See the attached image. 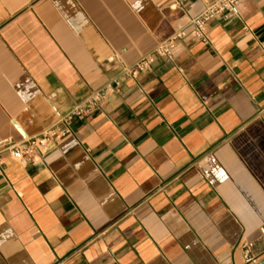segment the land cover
Here are the masks:
<instances>
[{
  "label": "crops",
  "instance_id": "1",
  "mask_svg": "<svg viewBox=\"0 0 264 264\" xmlns=\"http://www.w3.org/2000/svg\"><path fill=\"white\" fill-rule=\"evenodd\" d=\"M173 3L0 0V264H247V243L264 263V0L208 44L190 37L201 0ZM106 87L59 143L13 157Z\"/></svg>",
  "mask_w": 264,
  "mask_h": 264
},
{
  "label": "built area",
  "instance_id": "2",
  "mask_svg": "<svg viewBox=\"0 0 264 264\" xmlns=\"http://www.w3.org/2000/svg\"><path fill=\"white\" fill-rule=\"evenodd\" d=\"M187 0H174L172 7H182ZM242 0H201L203 3L202 12L189 18V24L192 26L191 39L209 43L208 30L213 20L228 19L238 14V9ZM187 38L183 31H179L169 40L162 43L153 54L143 58L134 67L126 71V76L135 78L139 74L147 71L154 63L157 57L171 59L172 52L178 40ZM118 85V84H117ZM111 92L109 87L94 92L84 104L78 106L68 115L62 118L56 125L50 128L44 134L23 141L20 144L8 146L9 151L15 159L20 162H33L39 152L47 151L53 144L59 143L64 137L70 134V125L74 118H82L94 111L102 110L103 105ZM0 147L4 148L3 143ZM260 234L264 238V226L260 228ZM244 260L247 264L253 261V245L247 243L244 246Z\"/></svg>",
  "mask_w": 264,
  "mask_h": 264
},
{
  "label": "water",
  "instance_id": "3",
  "mask_svg": "<svg viewBox=\"0 0 264 264\" xmlns=\"http://www.w3.org/2000/svg\"><path fill=\"white\" fill-rule=\"evenodd\" d=\"M262 264H264V263H262Z\"/></svg>",
  "mask_w": 264,
  "mask_h": 264
}]
</instances>
